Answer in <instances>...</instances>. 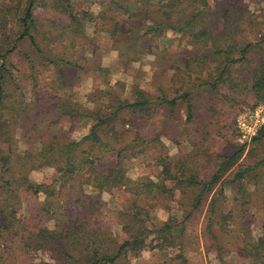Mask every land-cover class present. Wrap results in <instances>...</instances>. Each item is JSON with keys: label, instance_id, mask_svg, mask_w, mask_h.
Masks as SVG:
<instances>
[{"label": "trees", "instance_id": "1", "mask_svg": "<svg viewBox=\"0 0 264 264\" xmlns=\"http://www.w3.org/2000/svg\"><path fill=\"white\" fill-rule=\"evenodd\" d=\"M78 2L23 0V5L0 6V264H28L22 257L39 252L50 253L56 264H120L139 257L155 239L160 246H180L186 226L202 213L203 227L209 233H220V264H233L224 258L226 252H238L244 264H264V126L248 150L238 143L227 154L211 146L212 131L198 140L187 137L184 141L193 151L154 157L157 180L136 181L133 189L122 163L148 152H165L160 140L163 133L151 129L155 124L149 125L158 111L170 119L183 102L187 105L184 124L187 132L191 130L187 124L198 112L191 100L197 91L211 93L206 114L212 124L230 112L228 108L242 106L245 102L239 99L243 97L250 96L255 108L264 104V32H258L254 41L248 39L251 27L258 25L250 21L243 0H217L214 5L209 0H100L102 8L97 14L81 9ZM40 9L54 12L57 19L42 21L36 14ZM12 23L20 28L9 30ZM87 24L94 27L92 37L86 34ZM169 30L185 38L186 46L179 59L173 56L171 66L168 61L160 63L172 70L170 85L160 96L138 89L132 100H118L108 90L99 93L102 99L95 92L89 95L93 109L79 102L76 88L82 77L99 78L103 71L83 63L87 50L102 56L99 37L110 40L119 52L118 63L127 67L139 55L151 50L158 53L157 41ZM175 40L165 45L172 46ZM53 44H57V56ZM77 54L79 62L73 58ZM14 55H22L31 68L38 58L55 65L57 97L49 108L56 120L46 115L34 121L19 115L29 109L23 94L22 99L17 94L24 87L16 84L8 68ZM169 91H175V97ZM63 118L90 122L89 134L78 141L64 137L58 128ZM12 125L26 130L29 147L17 148L8 132ZM45 167L54 168L55 177L41 184L33 182L31 172ZM249 183L255 187V199L248 194ZM69 186L78 187L82 194L85 188L101 193L132 191L133 211L123 215L125 240L118 241L108 229L91 225L84 215L76 218L71 210L74 205L65 198L64 189ZM25 194L44 196L28 216L22 213ZM157 195L176 204L182 212L180 221L151 223L148 210ZM253 209L258 214L256 227ZM221 236H233L235 244H221Z\"/></svg>", "mask_w": 264, "mask_h": 264}, {"label": "rangeland", "instance_id": "2", "mask_svg": "<svg viewBox=\"0 0 264 264\" xmlns=\"http://www.w3.org/2000/svg\"><path fill=\"white\" fill-rule=\"evenodd\" d=\"M216 1L209 0V3L214 5ZM19 3L23 5V0H0V6L6 4L16 5ZM243 3L247 6L250 21H255L257 23L255 25H258L256 28L251 27L250 33L248 34V39L254 41L258 32L261 30L264 32V0H243ZM78 4L81 9H86L93 14H97L102 8L100 0H79ZM21 10H19V16ZM36 14L40 16L42 21H46L49 18L57 19V15L51 11L40 9L36 11ZM19 28L20 26L17 23L8 24L9 30L16 31ZM85 31L87 35L92 37L94 32L93 25L87 24ZM54 35L57 36V31ZM174 38L176 39L174 45H165L167 41L173 40ZM177 38L174 32L170 30L165 31L162 38L157 41L158 53L151 50V53L148 55H139L133 63H130L127 67H123L122 61L118 63L119 52L113 49L110 40L105 37H99L98 42L101 47L100 52L102 56H94L90 50H87L84 55L86 62L83 63L88 64L90 67L97 66L103 69V71L99 78L93 75L82 77L81 84L76 88L79 102L87 108L93 109L95 105L89 102V95L93 92L99 94L108 90L114 93L112 94V98H118V100L125 97L132 100L131 96L138 89L145 90L155 97L160 96L162 89H168L172 72L169 68L165 69L162 67L160 63L164 65L168 61L167 65L171 66L173 56L174 60L179 59L186 46L184 44L185 38ZM52 47L57 56V44H53ZM73 58L76 62L81 60L78 54ZM54 59L57 60V58ZM9 64V71L12 72L16 84L24 87L23 91L21 89L17 91L18 98L22 99L23 94V98L29 109V112L19 111V115L28 116L34 121L41 120L46 115L56 120V114L49 108L53 98L57 97V70L55 68L53 69L55 65L46 64L38 58L33 68H31V65L22 55L12 56ZM107 69L109 73L106 75L105 70ZM168 94L172 95V98L176 95L175 91L174 93L173 91H169ZM210 95L211 93L208 90H200L192 96L191 100H193L194 104H197L198 112L195 111L194 113V121L189 125L187 124L191 128L188 132L184 124L187 117V105L183 102L175 108V114L174 116H170V119L164 118L160 111H158L159 114L157 112L158 116L155 121H152L149 125L155 124L151 126V129L155 128L154 131L163 133L160 137L162 145H159L164 147L165 152H155V154L148 152L141 157L138 156L123 160L122 163L127 170V176L133 183L136 181L139 183L147 182V180H157L159 168L155 166L153 160L156 157H164L167 154L172 156L177 155L180 150L193 151V146L185 142L187 137L198 140L199 136L204 132L212 131L210 144L214 150L222 154L232 152L231 147L239 143V139H236L238 121L246 113L255 108L252 107L254 101L250 96L239 99L245 103L242 106L228 108L231 111L227 112L226 115H220L218 118H215V123L212 124L206 114L207 103L212 99ZM102 96L103 94L98 95L101 99ZM28 113L30 115H27ZM90 124V122L87 123L86 120L80 118L74 120L63 118L58 128L59 131L64 133V137L67 136L70 140L78 141L89 134L91 129ZM209 124H212V126L208 127ZM41 130H45L44 124H42ZM8 132L17 141V148L24 149L29 147L30 141L25 142V129L16 128V125H12ZM183 147L185 149H181ZM250 147L251 145L247 146L246 150ZM53 177H55V170L52 167H45L42 170L33 171L30 174L31 180L37 184H41L48 178ZM135 185L136 183L131 185L132 189ZM78 189V187L71 189L70 186L64 189V193L66 194L65 198L74 205L71 210H75L72 213L76 218L82 219L84 215L86 216L85 220L89 221L91 225L102 230L108 229L110 231L109 235L114 236L118 241L125 240L126 234L123 232L122 225L125 216L123 217V215H127L133 211L130 209L131 201L134 200V197L131 195L133 192L122 189L101 193L95 192L91 188H85V194H82L81 192L79 193ZM228 189L226 192L230 195ZM247 190L250 197L255 199V187L251 183L247 185ZM80 196H83L81 202L74 204V201ZM24 201L22 213L28 216L33 208H36L44 201V196L25 194ZM150 205L153 206L152 209L148 210L151 223L160 225L165 223L170 224L171 220L174 219L181 220L182 212L165 195H157L154 200H151ZM256 211V209L251 211L255 215L252 220L254 227H256L258 220V214H255ZM204 215L202 213L201 216L193 218V222L186 226L180 246H160L159 240L155 239L152 243L154 247L152 245L148 246L139 257L130 258L129 260L126 258L120 264H220L221 254L217 250L220 233L212 231L209 233L206 230V226L203 227ZM198 218L200 220L197 221ZM258 232L256 231V233ZM212 234L215 235L216 239ZM220 243L235 244V238L233 236H221ZM15 254L16 251H14ZM227 254L229 253H223L225 255L224 258L229 262L233 264L245 263V258L240 256L238 252H232L230 255ZM22 260L28 264H42L43 262L56 264L48 252H39L32 254L30 257L23 256ZM57 264H60L59 261H57Z\"/></svg>", "mask_w": 264, "mask_h": 264}, {"label": "built area", "instance_id": "3", "mask_svg": "<svg viewBox=\"0 0 264 264\" xmlns=\"http://www.w3.org/2000/svg\"><path fill=\"white\" fill-rule=\"evenodd\" d=\"M264 126V104L253 108L238 121L239 143L250 146Z\"/></svg>", "mask_w": 264, "mask_h": 264}]
</instances>
